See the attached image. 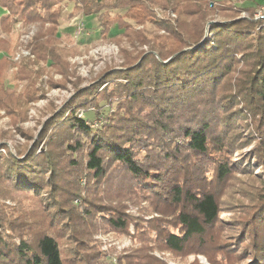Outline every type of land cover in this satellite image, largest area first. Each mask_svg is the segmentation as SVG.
I'll return each instance as SVG.
<instances>
[{"label":"trees","instance_id":"16d2710c","mask_svg":"<svg viewBox=\"0 0 264 264\" xmlns=\"http://www.w3.org/2000/svg\"><path fill=\"white\" fill-rule=\"evenodd\" d=\"M106 1L70 0L74 5L70 15L76 10L85 17L95 16L102 38L109 39L112 29L117 27L123 33L112 40L118 42L122 36L130 39L134 36L148 51L127 57L119 70L110 69L108 72L114 77L109 79L115 81H108L109 87L103 92L97 93L104 83L91 89L76 87L75 97L64 109H73L67 124L83 140L67 144L66 148L74 152L86 150V170L96 180L106 179L107 164L117 163L121 168L119 172L123 173H119L123 178L119 183L133 188L130 193L142 194L151 199L153 205L159 202L175 210L171 220L160 223L164 249L178 255H204L212 264H264V12L257 15V19L254 17L261 5L253 1L254 5L241 7L235 0H115L110 5L104 4ZM50 2L0 0V108L14 110V115L20 114L16 109H27L28 104L41 96L40 84L46 73L41 63L50 62L51 76L46 75L49 89L63 85L54 79L55 75L60 73L64 78L70 75L67 62L70 53L57 47L61 42L57 27L59 13L54 11L44 16L41 9H35L55 5ZM128 3L140 4L139 10L144 11V15L154 8L175 15L162 22L149 19L155 30L167 35L150 32L152 38L148 39L147 32L136 31L128 22L118 20L119 16H114L113 21L105 18V10L110 14ZM100 9L103 10L101 15ZM243 12L250 15L251 20H233V16ZM20 22L40 25L38 35L25 48L30 50L34 60L22 56L15 73V79L25 83L23 95L8 86L15 52L6 38ZM136 22L141 25V21ZM211 22L215 23L210 25ZM240 64L247 68L243 75L248 81L242 85L244 89L240 94L251 96L250 102L258 109L259 116L252 131L254 135L247 136L255 144L254 156L248 157L253 167L243 175H252L259 186L246 218L230 224L237 236L228 241V238L218 239L222 207L213 184L225 183L238 170L229 157L234 144L227 139V129L235 120L239 122L237 116L246 107L227 111L224 118L219 117L217 109H231L234 96H227L232 90L225 87L233 81ZM221 91L227 99L217 98ZM79 102L87 103L82 107L88 110L95 105L100 113L93 111L94 116L84 114L79 118L76 114L81 108L76 106ZM107 108L108 111L103 112ZM95 123L101 127L93 128ZM30 152L17 154L23 157ZM14 164L12 168L18 170L16 182H22L19 172L23 171V165L18 161ZM208 167H215L211 183L205 171ZM52 195L56 200L58 195ZM54 206L58 208L56 202ZM83 208L85 217L90 218L92 210L88 206ZM102 214L112 229L127 230L129 217L117 207L108 208ZM60 215L59 211L58 217ZM65 219L70 221L71 216L67 214ZM0 243H3L0 260H10L6 253L11 244ZM12 249L16 264H65L60 245L51 234L43 235L36 247L22 240ZM190 250L192 252H188ZM119 264L162 262L137 251L131 263Z\"/></svg>","mask_w":264,"mask_h":264},{"label":"rangeland","instance_id":"374dc122","mask_svg":"<svg viewBox=\"0 0 264 264\" xmlns=\"http://www.w3.org/2000/svg\"><path fill=\"white\" fill-rule=\"evenodd\" d=\"M114 1L107 0L104 4L110 5ZM239 1L234 2L241 7L254 5V0ZM254 2L262 7L254 15L257 19V15L264 12V0ZM50 4L55 5L50 7L51 9H42L41 6L35 9H38L36 11L41 9L44 16L54 11L59 13L57 27L61 42L57 47L70 53L67 57L70 75L68 78L62 77L60 73L55 75L54 79L63 85L58 89H49L46 75L51 76L50 62L41 63L46 73L40 84L39 99L28 104L27 109H16L20 114L14 115V110L0 108V241L11 244L10 252L6 253L10 260L7 258V261L0 260V264H16L11 254L13 245L25 240L36 247L37 241L45 234H51L56 238L65 264H119L122 261L131 263L137 251L153 257L162 264L196 262L212 264L204 255L194 253L178 255L164 249L163 244L161 245L163 236L161 227L163 222L172 219L175 210L159 202L153 205L151 199H146L142 194L130 193L129 191H134L133 188L119 183L123 180L119 175L123 173L119 172L121 168L117 163L107 164L108 177L96 180L94 175L86 170V150L74 152L66 148L67 144L83 140V137L72 131L67 124L73 109H64V106L75 97L76 87L91 89L104 83L97 93L103 92L109 87L108 81H115L114 78L109 79L114 75L108 71L112 68L119 70L127 57L140 51H148V47L141 46L134 36L131 39L127 38V35L122 36L115 42L111 38L123 33L117 27L112 29L109 39L102 38L97 17H85L82 12L76 10L70 15V11L74 9L70 0H51ZM139 5L128 3L110 14L105 10V18L113 21L114 16H119L118 20L122 23L128 22L136 31L147 32L148 39L152 38L150 32L158 36L167 35L155 30L149 19L156 18L162 22L173 19L175 15L172 16V13L159 8L150 10L149 14L145 12L144 15V11L139 10L141 9ZM99 11L101 15L103 10ZM233 20H251V17L243 12L233 16ZM136 21H141V25ZM39 28V23L24 25L20 22L13 32L6 36L15 55L23 49L29 53L23 57L34 60L30 50L25 48L32 38L38 35ZM133 42L135 43L132 44ZM18 64L20 63L15 62L10 68L8 86L11 89L16 88L17 94L23 95L25 83H19L15 79ZM246 69L240 64L233 74V81L226 87L223 86L232 90V93L226 94L234 96L231 109L220 107L217 109L219 117L224 118L228 115L227 111L246 107L237 116L239 122L235 120L227 129V139L234 144L231 146L232 152L229 157L236 163L238 170H235L233 176L225 183L213 184V190L218 194L222 207L218 220L220 229L218 239L228 238V241H233L237 236V233L231 230L230 224L235 225L236 221L246 218L255 190L259 186L252 175H243V172L251 171L250 167H253L248 157L254 156L255 144H252L254 140L247 136L254 135L252 131H255L259 120L258 109L250 102L251 96L248 93L240 94L244 89L242 85L248 82L243 75ZM223 95L224 91H221L217 98L223 100L226 98ZM214 99L217 100L216 97ZM83 103L79 102L76 105L81 107L76 113L79 118L84 117V114L94 116L93 114L99 111L95 105L91 110L84 109L87 103ZM104 111L107 112L108 108L103 109ZM100 117L96 118L100 120ZM97 126L101 127L95 123L93 128L98 129ZM82 143L85 145V142ZM25 150H28V153L31 151L30 154L18 157L17 152L23 153ZM16 161L23 165V171L19 172L22 182H16L18 170L12 168ZM242 164L246 166L243 168ZM214 169L215 167H208L205 170L210 183L214 177ZM51 170L52 173L49 172ZM258 172L255 170V173ZM53 193L58 195L56 200ZM55 202L58 208L54 206ZM85 206L93 212L90 218L84 215ZM116 207L129 217L125 232L112 229L107 220H104L102 211ZM59 211L61 215L58 217ZM161 212H164L163 215ZM67 214L71 216L70 221L65 219ZM2 246L3 243H0V255L3 253ZM210 254L214 256L212 252Z\"/></svg>","mask_w":264,"mask_h":264},{"label":"built area","instance_id":"2783aa9c","mask_svg":"<svg viewBox=\"0 0 264 264\" xmlns=\"http://www.w3.org/2000/svg\"><path fill=\"white\" fill-rule=\"evenodd\" d=\"M172 16H174V15L172 14ZM258 16H260V15H258ZM27 54H29V53L24 52V50L22 49L20 53H18V54L15 55L14 62H19L20 61V58L22 56H24V55L26 56Z\"/></svg>","mask_w":264,"mask_h":264},{"label":"water","instance_id":"95a60500","mask_svg":"<svg viewBox=\"0 0 264 264\" xmlns=\"http://www.w3.org/2000/svg\"><path fill=\"white\" fill-rule=\"evenodd\" d=\"M214 23H215V22H211L210 25H211V24H214ZM207 35H208V31H206V36H207ZM203 42H204V40H203ZM203 42H202V43H203Z\"/></svg>","mask_w":264,"mask_h":264},{"label":"crops","instance_id":"0c3cea01","mask_svg":"<svg viewBox=\"0 0 264 264\" xmlns=\"http://www.w3.org/2000/svg\"><path fill=\"white\" fill-rule=\"evenodd\" d=\"M253 1V0H252ZM255 1V0H254Z\"/></svg>","mask_w":264,"mask_h":264}]
</instances>
